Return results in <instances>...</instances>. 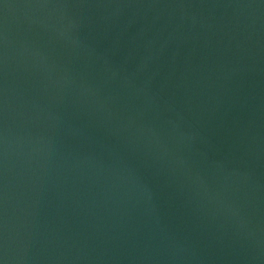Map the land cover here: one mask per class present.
<instances>
[{
    "label": "water",
    "instance_id": "water-1",
    "mask_svg": "<svg viewBox=\"0 0 264 264\" xmlns=\"http://www.w3.org/2000/svg\"><path fill=\"white\" fill-rule=\"evenodd\" d=\"M0 264H264V0H0Z\"/></svg>",
    "mask_w": 264,
    "mask_h": 264
}]
</instances>
